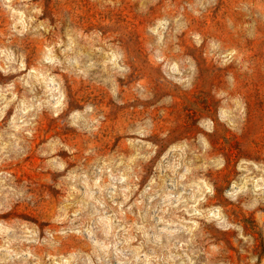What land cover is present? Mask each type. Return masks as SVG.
I'll list each match as a JSON object with an SVG mask.
<instances>
[{"label":"rangeland","instance_id":"1","mask_svg":"<svg viewBox=\"0 0 264 264\" xmlns=\"http://www.w3.org/2000/svg\"><path fill=\"white\" fill-rule=\"evenodd\" d=\"M0 264H264V0H0Z\"/></svg>","mask_w":264,"mask_h":264}]
</instances>
